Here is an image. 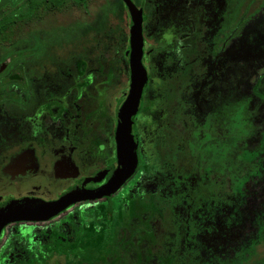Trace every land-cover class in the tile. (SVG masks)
Segmentation results:
<instances>
[{"label": "rangeland", "instance_id": "obj_1", "mask_svg": "<svg viewBox=\"0 0 264 264\" xmlns=\"http://www.w3.org/2000/svg\"><path fill=\"white\" fill-rule=\"evenodd\" d=\"M127 3L70 2L16 34V49L38 37L32 69L76 87L85 107L77 137L62 153L56 142L48 149L45 196L57 197L72 176L100 180L114 167L101 129L127 92L130 10L142 19L148 85L172 66L161 79L176 111L163 146L146 153L139 117L152 104L144 102L132 119L135 166L118 190L44 222L11 223L24 236L2 241L20 257L0 264H264V0ZM0 6L2 14L13 4ZM54 98L66 102L61 92Z\"/></svg>", "mask_w": 264, "mask_h": 264}, {"label": "flooded vegetation", "instance_id": "obj_2", "mask_svg": "<svg viewBox=\"0 0 264 264\" xmlns=\"http://www.w3.org/2000/svg\"><path fill=\"white\" fill-rule=\"evenodd\" d=\"M85 1L9 0L13 6L0 14V45L7 42L8 46H11L10 48L2 49L3 53L0 54V208L11 202L21 200H27L35 205L46 204L56 201L59 197L71 191L89 192L98 190L107 183L109 176L117 168L115 130L117 126V112L126 99L130 86L128 63L130 33H128V47L123 55L129 74L127 92L124 99L116 108L113 123L110 118H107L101 129L103 130L101 135L104 140L103 148L105 149L106 161H114V167L105 172L100 180H95L93 177H87L86 179V177L72 176L69 181L71 185H68L55 198H47L45 196L48 192L47 185L52 178V174L50 176L51 171L49 172L48 170V149L53 148V143L56 142L59 145L55 146L54 150L62 153L66 140L77 137L80 126L86 120L85 107L79 104L76 87H68L64 84V81L57 79V77L48 80L44 70L32 69L33 65L30 62L37 57L36 52L41 46L35 34L29 33L27 37H24V48H15V43L19 37V35H16L18 32H22L24 29L28 30L33 25H36V23H42L49 13L65 9L66 5L64 6V4L72 2L83 6ZM120 1L123 2L122 0ZM0 8V11H2L1 6ZM5 34L9 36L5 37ZM145 52V48L142 45V65L146 71V81L142 88L136 112L140 111L144 102L152 104L151 108L146 109V115H140L139 117L141 136L145 137L146 153L150 152L152 156L155 150L159 153V148L163 146L164 133L169 131L171 123L175 120L176 111L175 105H172V101H170V96L167 98V95H165L163 81L161 82V79L166 75L165 73L168 72V76L172 73L170 71L172 66H169L166 71L160 70L152 81V85L149 86L148 81L151 83V79H149L146 69ZM84 78L83 86H87L90 83V77L87 75ZM60 92L66 100L65 103L60 100L57 103L54 98V95ZM49 99L53 102L47 105ZM148 119L152 121L151 124H147ZM133 138L136 147L134 134ZM74 149L71 150V153H74ZM161 149L160 151H162ZM82 153L78 155L76 152L75 157H71L72 160H78L82 157ZM75 163L78 164L79 162ZM61 184L63 182L56 181V183L52 184V187L61 186ZM90 201L93 200L77 202L60 214L77 204ZM15 223L30 224L32 222L22 221ZM10 225L12 224L5 226L0 232V263L5 261L6 258L17 261L20 257V251L13 254L15 253V243L13 244L10 241L12 238L24 236V234L16 230L9 231L8 227ZM5 235H8L11 239L2 241ZM254 248L255 244L253 242L249 243L246 247L251 254L255 253Z\"/></svg>", "mask_w": 264, "mask_h": 264}, {"label": "water", "instance_id": "obj_3", "mask_svg": "<svg viewBox=\"0 0 264 264\" xmlns=\"http://www.w3.org/2000/svg\"><path fill=\"white\" fill-rule=\"evenodd\" d=\"M127 6V0H122ZM130 10V9H129ZM131 26L129 38L130 86L126 99L117 112L115 141L118 165L107 183L98 190L84 192L71 191L54 202L32 204L27 200L14 201L0 208V232L14 222H44L73 204L108 196L126 180L135 166V142L132 134L131 119L135 114L142 88L146 81V71L142 65L141 15L130 10Z\"/></svg>", "mask_w": 264, "mask_h": 264}]
</instances>
